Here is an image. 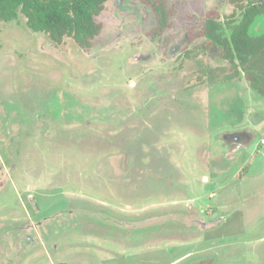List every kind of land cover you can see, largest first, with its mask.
<instances>
[{
	"label": "rangeland",
	"instance_id": "374dc122",
	"mask_svg": "<svg viewBox=\"0 0 264 264\" xmlns=\"http://www.w3.org/2000/svg\"><path fill=\"white\" fill-rule=\"evenodd\" d=\"M167 1L160 42L142 0H110L88 51L0 23V264H264V98L184 57L234 5Z\"/></svg>",
	"mask_w": 264,
	"mask_h": 264
},
{
	"label": "trees",
	"instance_id": "16d2710c",
	"mask_svg": "<svg viewBox=\"0 0 264 264\" xmlns=\"http://www.w3.org/2000/svg\"><path fill=\"white\" fill-rule=\"evenodd\" d=\"M109 1L0 0V23L18 21L23 16L33 33L46 35L52 44L59 46L71 38L80 49L88 51L104 29L98 19L106 11ZM142 1L152 8L157 21L149 38L160 42L171 28L174 11L167 0ZM231 3L234 12L227 23L222 22L219 12L207 13L202 30L193 36L201 37L202 41L192 46L193 37H190L188 45L192 47L185 51L184 57L190 58L193 51L198 54L215 51L229 67L204 69L202 73L209 83H214L220 76L225 81L244 76L249 87L264 98V33L251 34L257 19L264 17V0H231Z\"/></svg>",
	"mask_w": 264,
	"mask_h": 264
},
{
	"label": "crops",
	"instance_id": "0c3cea01",
	"mask_svg": "<svg viewBox=\"0 0 264 264\" xmlns=\"http://www.w3.org/2000/svg\"><path fill=\"white\" fill-rule=\"evenodd\" d=\"M249 86V85H248ZM250 90H252L250 87H248ZM263 98V97H262ZM247 154V153H246ZM245 156H247V155H245ZM247 160V159H246Z\"/></svg>",
	"mask_w": 264,
	"mask_h": 264
},
{
	"label": "built area",
	"instance_id": "2783aa9c",
	"mask_svg": "<svg viewBox=\"0 0 264 264\" xmlns=\"http://www.w3.org/2000/svg\"><path fill=\"white\" fill-rule=\"evenodd\" d=\"M262 143L264 144V141H262Z\"/></svg>",
	"mask_w": 264,
	"mask_h": 264
}]
</instances>
